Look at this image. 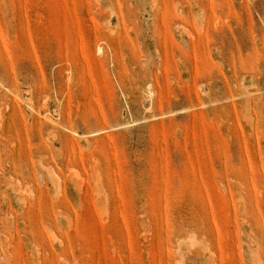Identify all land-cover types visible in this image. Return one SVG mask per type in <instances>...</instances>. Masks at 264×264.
<instances>
[{"label":"rangeland","instance_id":"374dc122","mask_svg":"<svg viewBox=\"0 0 264 264\" xmlns=\"http://www.w3.org/2000/svg\"><path fill=\"white\" fill-rule=\"evenodd\" d=\"M0 264H264V0H0Z\"/></svg>","mask_w":264,"mask_h":264},{"label":"bare ground","instance_id":"6f19581e","mask_svg":"<svg viewBox=\"0 0 264 264\" xmlns=\"http://www.w3.org/2000/svg\"><path fill=\"white\" fill-rule=\"evenodd\" d=\"M17 100V99H16ZM31 110V109H30Z\"/></svg>","mask_w":264,"mask_h":264}]
</instances>
